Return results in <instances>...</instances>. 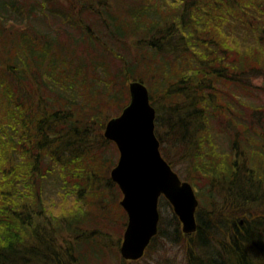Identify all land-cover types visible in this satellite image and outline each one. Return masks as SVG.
Masks as SVG:
<instances>
[{"label":"trees","instance_id":"1","mask_svg":"<svg viewBox=\"0 0 264 264\" xmlns=\"http://www.w3.org/2000/svg\"><path fill=\"white\" fill-rule=\"evenodd\" d=\"M24 1L0 0V14L20 21L8 27L11 20L0 18V264H109L119 256L127 215L110 178L115 159L77 135L117 149L104 131L129 104L130 82L148 87L162 156L201 203L191 235L173 212L170 237L160 215L149 252L158 240H173L182 241L187 264H264V106L237 107L260 89L252 77L264 76V0H83L101 24L85 23L76 0L66 11L54 9L64 0ZM38 16L78 29V39L62 43L36 31ZM128 40L143 43L135 61L116 50L129 51ZM173 42L184 53L174 64L167 61ZM107 54L122 61L115 74ZM222 87L232 89L236 108ZM220 139L229 152L220 151ZM53 182L74 199L62 217L46 206Z\"/></svg>","mask_w":264,"mask_h":264},{"label":"water","instance_id":"2","mask_svg":"<svg viewBox=\"0 0 264 264\" xmlns=\"http://www.w3.org/2000/svg\"><path fill=\"white\" fill-rule=\"evenodd\" d=\"M129 91L128 106L107 123L104 137L119 151L111 179L123 194L120 206L128 217L120 253L125 260L137 261L158 233L161 197L171 205L185 235L197 231L199 200L193 186L162 157L148 88L132 82Z\"/></svg>","mask_w":264,"mask_h":264},{"label":"rangeland","instance_id":"3","mask_svg":"<svg viewBox=\"0 0 264 264\" xmlns=\"http://www.w3.org/2000/svg\"><path fill=\"white\" fill-rule=\"evenodd\" d=\"M25 1H27V0H25ZM66 3H67V0L59 1L58 4L54 5V7H55L54 9H56L58 11H66V9L68 8ZM75 3L78 5V10H75V8L73 10H75L77 12H82L81 15H82V18L85 21V23L91 18L94 22L101 24L100 23L101 17L99 15H95V16L90 15V13L87 11V8L84 7L83 0H76ZM82 10H84L85 12H83ZM100 10H102L101 7L99 8L97 13H100L99 12ZM0 11H1V8H0ZM4 14H7V13L2 12L0 14V18L1 17L4 18L3 20H7V19L11 20L8 23V27H10L11 25L14 26V23H19V25H15V26L20 27V21H17L16 20L17 18L14 19L13 15L10 16L9 14H7L10 16V18H9L7 15H4ZM31 22H32V25L36 28V31H40L41 33H44V34H53V35L57 34L59 40L62 43H67V42L69 43L70 39H74V42H75L78 39V32H79L78 29H75L73 27H68V26L64 25L60 20H58L52 16H50L49 19H45L42 16H38L37 18L31 20ZM228 42L231 43L229 40H228ZM179 43L180 42H173L172 45H170V46L168 44V47L170 48L171 51L168 52V54H167V61H169L172 64H174L175 62L178 63V58L184 54L183 53V47ZM69 45L72 46V44H69ZM126 45L129 47V51H127L124 47L119 48V45L116 46V50L119 49L120 54L123 55L124 57H126L128 60L135 61L136 53L138 51L143 52V43L140 40H128ZM5 47H6L5 44L1 45L2 49ZM80 50H81V47H80ZM98 54L101 55V52ZM103 62L106 64V67L109 69V72L111 74H115L117 72V70L122 67V61L118 60L115 56L110 55V54L105 55ZM124 65H125V63H124ZM143 71H144V68L137 67V68H135L134 73L140 74ZM99 72H100V70H98L97 73H93V80L95 82H98V79H97V77H94V76H96ZM252 85L254 86V88H260V89H254L253 92H255V96L252 97L251 95H249L250 99L244 98L241 100L240 103L237 104V107L241 111H245V109H243V107H242L243 105H248V106L251 105L252 107L253 106H255V107L264 106V76L252 77ZM96 89L103 90V87L100 84L99 87H96ZM222 92H223V97H225L227 99V102L231 103L232 106L234 108H236V104L233 102L234 97L232 95V92H233L232 89L222 87ZM112 110L114 111V113H117L115 108H113ZM114 117H117V116H113L112 118H114ZM84 124H87V123H84ZM77 137L82 142L83 141L84 142L85 141H87V142L95 141L96 142V146H95L96 152L101 157L104 156V154H106L109 151L107 154H112V156L114 157L113 159H115V165L118 162L119 151H118V149H115L114 146L111 145L108 148V146L103 142L102 139L97 138V137H93V136H90V137L82 136V137H80L77 135ZM225 140L226 139H220L218 141V143L220 145L219 148H220V151L229 152L228 142ZM106 157H108V155H106ZM175 168L179 174H181L183 176L186 175L187 170L184 168V165H178ZM100 181L102 182L103 179L101 178ZM101 184H103V183H101ZM199 187L204 188V186L202 184H199ZM105 188L107 189L106 190V198H107V200H110L112 193L106 186H105ZM45 189H46V191H45V202H46V206L48 207V210L53 212V214H55V216H57V217H59V216L62 217L63 215L68 214V210L72 207L74 199L71 197L64 199L62 191H60V189L58 188L57 182H55V183L53 182L52 184H47L45 186ZM121 197H122V195H121ZM159 208H160V214H161L162 218L167 220L166 221L167 222L166 228L168 230L169 236L172 237V235L174 234L172 232L173 228L171 227L173 210L169 205H166V204H160ZM108 227L113 228L112 232L110 229L106 230V231H108V233L110 235H112V239H110V240L117 242L118 238L120 237V232L118 230L117 225L116 224H110ZM122 228H123V231L121 232V243L123 240V234H124L126 227H122ZM122 228L120 227V231L122 230ZM89 229H93V228H91L89 226ZM182 233H183V231H182ZM63 236L65 237V240L69 241V243L71 241L75 242L74 234L65 233V235H63ZM69 243H67V244L69 245ZM179 243H182V241H179ZM179 243H177V244L173 243V240H171V241L170 240H167V241L158 240L154 244V249L150 252L147 249L144 256L137 261L122 259L120 251H119L120 257L119 256H118L119 258L115 257L114 260L109 262V264H164L167 260H174L175 262H173V264H187L185 258L183 257V255H185L187 257V254L184 253L183 245L179 244ZM120 246H121V244L119 243L117 246L119 250H120ZM159 249H160V251H159ZM115 254H116V252H115ZM158 260H160V263L157 262Z\"/></svg>","mask_w":264,"mask_h":264}]
</instances>
